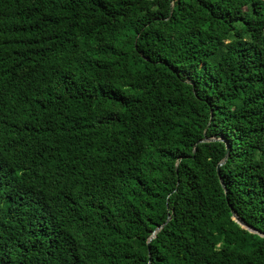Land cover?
I'll use <instances>...</instances> for the list:
<instances>
[{"label":"trees","instance_id":"obj_1","mask_svg":"<svg viewBox=\"0 0 264 264\" xmlns=\"http://www.w3.org/2000/svg\"><path fill=\"white\" fill-rule=\"evenodd\" d=\"M231 207L264 233V0H0V264H264Z\"/></svg>","mask_w":264,"mask_h":264},{"label":"water","instance_id":"obj_2","mask_svg":"<svg viewBox=\"0 0 264 264\" xmlns=\"http://www.w3.org/2000/svg\"><path fill=\"white\" fill-rule=\"evenodd\" d=\"M205 133H206V132H205ZM216 141H222V142H225L224 139L205 138L203 141H200L199 143H205V142H216ZM195 152H196V149L194 150V153H195ZM228 158H229V145L227 144V154H226L225 158L219 163V165H218V169H217V170H218V174H219V178H220L221 185H222V187L224 188L225 191H227V189H226V185H225L224 181H223L222 178H221V175H220V168L226 164V162L228 161ZM231 211H232V217H233V219H234V220H235V221H236L241 227L247 229V230L250 231L251 233H255V234H258V235L264 237V233L258 231L256 228H254L253 226L249 225V224H248L243 218H241V217L238 215V213L236 212V210L233 209L232 207H231ZM169 221H170V218L168 219V221H167L164 225L158 227V228L153 232V235H152V237L150 238V242H151L154 238H156V236L159 234V232H160V231H161V230L167 225V223H168Z\"/></svg>","mask_w":264,"mask_h":264}]
</instances>
